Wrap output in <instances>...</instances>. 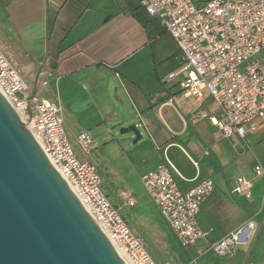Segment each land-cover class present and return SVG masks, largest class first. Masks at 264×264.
Wrapping results in <instances>:
<instances>
[{"label": "crops", "instance_id": "0c3cea01", "mask_svg": "<svg viewBox=\"0 0 264 264\" xmlns=\"http://www.w3.org/2000/svg\"><path fill=\"white\" fill-rule=\"evenodd\" d=\"M0 49L32 94L60 106L75 155L97 167L109 201L144 245L178 242L141 182L167 158L181 191L204 179L214 185L197 215L207 241L191 246L195 254L185 255L184 264H264V174L254 171L263 164L264 121L243 138L219 136L209 121L216 106L186 96L183 75L168 78L182 57L141 0H0ZM132 118L146 135L135 144L132 135H118ZM108 125L109 141L91 138L92 129ZM82 132L91 138L89 153L77 142ZM180 144L194 152L192 164L178 157ZM238 177L251 182L249 198L232 191ZM124 190L136 200L132 208L118 196ZM249 222L251 234L234 256L220 258L208 248Z\"/></svg>", "mask_w": 264, "mask_h": 264}, {"label": "built area", "instance_id": "2783aa9c", "mask_svg": "<svg viewBox=\"0 0 264 264\" xmlns=\"http://www.w3.org/2000/svg\"><path fill=\"white\" fill-rule=\"evenodd\" d=\"M141 6L161 23L182 57L180 69L168 78L183 75L180 85L186 96L200 103L209 99L216 106L218 115L209 121L219 136L243 138L254 133L264 121V62L256 58L264 51V0H141ZM0 93L13 110L19 111L41 150L114 247L130 264H156L143 240L131 231L103 192L96 166L75 155L60 106L32 94L1 49ZM77 142L84 153H89L91 138L87 132L80 133ZM254 171L264 174V167L257 165ZM174 174L175 167L164 158L142 175L141 182L178 242L191 247L207 241L208 231L200 227L197 215L214 185L204 179L181 191ZM251 186L249 180L238 177L232 191L249 198ZM118 196L127 208L135 206L129 190L120 191ZM253 227L249 222L209 242L208 248L220 258H230Z\"/></svg>", "mask_w": 264, "mask_h": 264}, {"label": "water", "instance_id": "95a60500", "mask_svg": "<svg viewBox=\"0 0 264 264\" xmlns=\"http://www.w3.org/2000/svg\"><path fill=\"white\" fill-rule=\"evenodd\" d=\"M0 264H125L1 93Z\"/></svg>", "mask_w": 264, "mask_h": 264}, {"label": "rangeland", "instance_id": "374dc122", "mask_svg": "<svg viewBox=\"0 0 264 264\" xmlns=\"http://www.w3.org/2000/svg\"><path fill=\"white\" fill-rule=\"evenodd\" d=\"M257 59H261L260 61H263V55H258L256 57ZM111 125L104 126L101 129H92L89 134L91 138L94 140L98 141H109L111 139V134L108 131ZM143 134V133H142ZM132 134H128L123 136L122 139H126L127 137L131 136ZM133 139V138H132ZM130 139V141H132ZM146 139V135H143V140ZM142 140V141H143ZM140 141V142H142ZM181 147L179 146V149H176L175 151L178 154V157L182 160L185 161L186 163L192 164L194 160H196L194 152L191 151L185 144H180ZM89 147L92 148L93 145H88ZM96 147H93L95 149ZM99 149L101 152H104V144L101 143L99 145ZM264 164V158L260 160ZM259 165H263L258 163ZM97 168V167H96ZM105 187L107 188V184H105ZM102 190L104 191V187L101 186ZM107 191H104V193ZM120 192V191H119ZM118 192V193H119ZM107 196V194L105 193ZM108 197V196H107ZM121 200V199H120ZM122 201V200H121ZM173 239V240H172ZM171 239L170 246L164 247L162 244L157 243L153 240L147 241L146 245V250L153 259V261L156 264H163L164 262H168L169 264H184L186 262L185 255L192 256V254H195L194 248L193 247H184L182 246L179 242H177L174 238ZM188 248V250H186Z\"/></svg>", "mask_w": 264, "mask_h": 264}, {"label": "bare ground", "instance_id": "6f19581e", "mask_svg": "<svg viewBox=\"0 0 264 264\" xmlns=\"http://www.w3.org/2000/svg\"><path fill=\"white\" fill-rule=\"evenodd\" d=\"M14 111H15L16 114L19 116V118L22 120L19 111H18V110H14ZM22 122H23V120H22ZM23 123H24V122H23ZM104 235H105V234H104ZM105 236H106V235H105ZM106 238H107V236H106ZM107 239H108V238H107ZM108 240H109V242L111 243V245L114 247V245L112 244L111 240H110V239H108ZM114 249L116 250L117 254L119 255V257L122 259V261H123L125 264H130L129 261L127 260V258L123 255L122 252H120V251H119L118 249H116L115 247H114Z\"/></svg>", "mask_w": 264, "mask_h": 264}]
</instances>
